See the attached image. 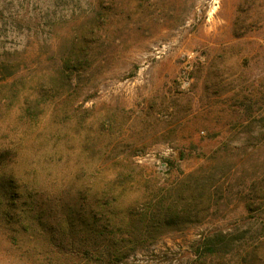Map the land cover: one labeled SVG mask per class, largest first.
<instances>
[{"label": "rangeland", "instance_id": "obj_1", "mask_svg": "<svg viewBox=\"0 0 264 264\" xmlns=\"http://www.w3.org/2000/svg\"><path fill=\"white\" fill-rule=\"evenodd\" d=\"M4 62L0 264H264V0H0ZM159 191L190 213L144 230Z\"/></svg>", "mask_w": 264, "mask_h": 264}, {"label": "trees", "instance_id": "obj_2", "mask_svg": "<svg viewBox=\"0 0 264 264\" xmlns=\"http://www.w3.org/2000/svg\"><path fill=\"white\" fill-rule=\"evenodd\" d=\"M105 21L102 15L99 13L97 17L91 21V25L83 26L82 28H73L75 32V37L71 40L70 45L72 46L67 49V52H63L61 62L63 66L59 68L56 72V81L58 83H69L73 79L74 75L80 69L79 61L73 58H81L88 55L89 49L93 44L97 43V38L100 35L104 27ZM2 68V69H1ZM0 68V90L2 88H7L8 86H13L14 93L17 91L15 86L8 84V80L16 77L20 70V67L12 68L9 62H4ZM45 86L43 85L42 88ZM13 91V90H12ZM34 107V106H33ZM32 106L28 107L27 114L32 111ZM131 172V170H130ZM132 173H120L112 183L117 186H122L126 182L130 183L132 181ZM160 192V191H159ZM209 198H214V193H208ZM182 198H172L168 195H164L162 192L156 194L148 202H145L142 208V216L145 221L144 230H150L151 228H171L178 221L183 220L187 217V213H190V208L185 206V202ZM183 206H181V205ZM180 206V207H178ZM186 219V218H185ZM177 221V222H176ZM234 239H229L228 234L223 232H216L213 236H205L201 243V247L205 249L208 255L220 254L229 249L230 245L234 244ZM228 252V251H227ZM207 256H204V258ZM203 258V253L199 254V260ZM206 261V260H205ZM105 264H117V262L108 260Z\"/></svg>", "mask_w": 264, "mask_h": 264}]
</instances>
